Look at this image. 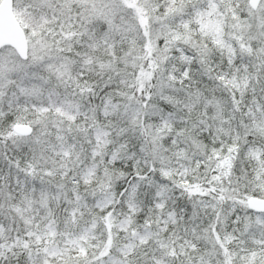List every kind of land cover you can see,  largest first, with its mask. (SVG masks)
Masks as SVG:
<instances>
[{
  "label": "snow or ice",
  "instance_id": "1",
  "mask_svg": "<svg viewBox=\"0 0 264 264\" xmlns=\"http://www.w3.org/2000/svg\"><path fill=\"white\" fill-rule=\"evenodd\" d=\"M0 264H264V0H0Z\"/></svg>",
  "mask_w": 264,
  "mask_h": 264
}]
</instances>
